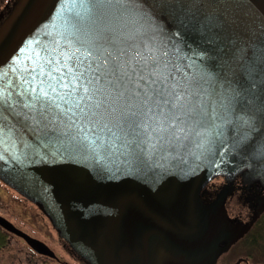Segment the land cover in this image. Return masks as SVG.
<instances>
[{
    "label": "water",
    "instance_id": "95a60500",
    "mask_svg": "<svg viewBox=\"0 0 264 264\" xmlns=\"http://www.w3.org/2000/svg\"><path fill=\"white\" fill-rule=\"evenodd\" d=\"M76 49L155 63L183 93L180 123L137 140L139 101L104 81L111 131L86 141L30 126L17 104L0 113L14 129L0 136V179L89 264H215L249 226L228 218L225 191L205 203L202 187L240 171L264 184V0H16L0 23V87L22 99L16 66Z\"/></svg>",
    "mask_w": 264,
    "mask_h": 264
},
{
    "label": "snow or ice",
    "instance_id": "6c2138e0",
    "mask_svg": "<svg viewBox=\"0 0 264 264\" xmlns=\"http://www.w3.org/2000/svg\"><path fill=\"white\" fill-rule=\"evenodd\" d=\"M136 2L142 4L143 0ZM77 53L80 49L62 53L63 59L55 60L51 56L42 59L37 54V63L30 70L27 65L16 66L20 78L15 88L22 99H15L12 92L0 87V113L5 109L11 112L19 104L30 114V126L57 139L68 137L74 130L72 141H86L90 132L111 131L107 124L101 127L106 110L103 109L104 102L96 99L100 92L96 85L104 81L117 98L139 101L127 120L137 140L142 135L149 140L155 135L163 138L164 134L177 128L183 113V93L168 76L159 72L155 63L149 66L136 62V66H129L127 60L119 58L120 53L115 57L109 53L103 56L101 64L99 60L94 63L89 59L100 57V51L85 49L79 55ZM134 80L136 87L132 90L130 86ZM9 85H12L11 81ZM133 91L134 95L131 94ZM6 129L9 133L14 131L0 115V136Z\"/></svg>",
    "mask_w": 264,
    "mask_h": 264
},
{
    "label": "flooded vegetation",
    "instance_id": "af4514ba",
    "mask_svg": "<svg viewBox=\"0 0 264 264\" xmlns=\"http://www.w3.org/2000/svg\"><path fill=\"white\" fill-rule=\"evenodd\" d=\"M15 1L0 0V23ZM202 190L200 197L205 203L225 191L224 209L228 218L249 226L246 234L220 256L241 241L248 245L261 241L264 237V184L258 178H249L243 171L216 175L207 181ZM243 258H238L237 262L245 261ZM0 264L89 263L58 235L38 204L0 179Z\"/></svg>",
    "mask_w": 264,
    "mask_h": 264
},
{
    "label": "rangeland",
    "instance_id": "374dc122",
    "mask_svg": "<svg viewBox=\"0 0 264 264\" xmlns=\"http://www.w3.org/2000/svg\"><path fill=\"white\" fill-rule=\"evenodd\" d=\"M247 255L251 258H246ZM240 257H244L245 261L242 260L238 263L237 259ZM215 264H264V239L261 242L259 241V247L241 241L231 248L227 254L220 256Z\"/></svg>",
    "mask_w": 264,
    "mask_h": 264
},
{
    "label": "trees",
    "instance_id": "16d2710c",
    "mask_svg": "<svg viewBox=\"0 0 264 264\" xmlns=\"http://www.w3.org/2000/svg\"><path fill=\"white\" fill-rule=\"evenodd\" d=\"M263 239H264V237H262V238H261V241H262ZM261 241H260V242H261ZM251 244H253V243H251ZM253 245H255V246H258V247H259V243H256V244H253ZM247 256H248V255H247ZM249 257H250V256H249ZM250 258H251V257H250Z\"/></svg>",
    "mask_w": 264,
    "mask_h": 264
}]
</instances>
